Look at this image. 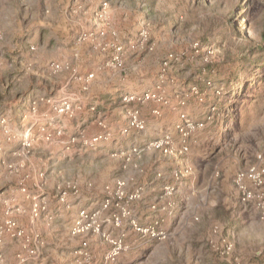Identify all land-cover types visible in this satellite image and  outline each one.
Instances as JSON below:
<instances>
[{
  "label": "rangeland",
  "instance_id": "obj_1",
  "mask_svg": "<svg viewBox=\"0 0 264 264\" xmlns=\"http://www.w3.org/2000/svg\"><path fill=\"white\" fill-rule=\"evenodd\" d=\"M0 264H264V0H0Z\"/></svg>",
  "mask_w": 264,
  "mask_h": 264
},
{
  "label": "built area",
  "instance_id": "obj_2",
  "mask_svg": "<svg viewBox=\"0 0 264 264\" xmlns=\"http://www.w3.org/2000/svg\"><path fill=\"white\" fill-rule=\"evenodd\" d=\"M191 127H192V126H191ZM199 127H201V128H202V127H203V125H199ZM185 151H188V149L186 148V149H185ZM251 172H252V171H251ZM241 178H242V176H240V175H239V176H238V181H240V180H241ZM82 216H84V214H83ZM228 250H229V251H231V246H229V247H228Z\"/></svg>",
  "mask_w": 264,
  "mask_h": 264
}]
</instances>
